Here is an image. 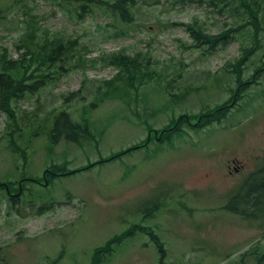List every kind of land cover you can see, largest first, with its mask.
Listing matches in <instances>:
<instances>
[{
	"label": "rangeland",
	"instance_id": "obj_1",
	"mask_svg": "<svg viewBox=\"0 0 264 264\" xmlns=\"http://www.w3.org/2000/svg\"><path fill=\"white\" fill-rule=\"evenodd\" d=\"M4 1L15 8L0 46L14 60L27 53L31 24L40 45L62 39L72 48L53 63L30 44L22 77L46 84L11 102L14 118L0 110V183L25 180L22 190L10 186L14 200L0 190V264H90L96 247L124 236L103 264H255L259 254L264 264V199L257 223L229 200L264 170V0L247 2L260 20L236 2L162 0L140 6L130 24L97 9L79 14L69 2ZM183 24L228 35L196 47ZM61 112L89 124L94 138L56 142ZM202 113H213L211 126H195ZM55 167L61 176L47 183L44 171Z\"/></svg>",
	"mask_w": 264,
	"mask_h": 264
},
{
	"label": "trees",
	"instance_id": "obj_2",
	"mask_svg": "<svg viewBox=\"0 0 264 264\" xmlns=\"http://www.w3.org/2000/svg\"><path fill=\"white\" fill-rule=\"evenodd\" d=\"M58 5H61L62 3L67 4L69 2V5H76L77 10L81 11L79 14H85L88 12H93L95 9L103 11L104 14H106L108 17L112 18L113 20L120 21L126 24H130L133 21L136 20V16L138 14V10L140 6H151L153 4H159L161 3L162 0H56ZM174 2L176 4H202V3H211V5H217L218 7L221 6V4H225V6H231L234 7V2L239 4L244 11H249V14L247 13L248 18L250 21L253 20H260L259 19V12H257L254 16L252 15V12H250V6L247 5V2L249 0H167ZM14 2H7L4 0H0V29L5 26V20L8 18V14L14 10ZM213 5V6H214ZM67 6V5H66ZM223 10V9H220ZM258 10V7L257 9ZM254 12V11H253ZM253 25L256 26V22L252 21ZM251 23V22H250ZM183 27L186 29L187 32L190 33L191 38L199 42L200 44L196 45V47H199L200 45H205V42H208L209 45L213 46L218 40L222 38H226L228 33L212 37L211 35L206 34L205 30L202 28L201 25H194V24H186L183 25ZM29 33H28V40L29 42H26L23 44L24 48H26L27 53L24 55V57L20 60H14L12 57L9 56L8 51L6 48L0 46V110L2 111H8L13 115V110L11 108V102L13 100H18L19 98H22L23 95L27 92H31L32 90L36 89L37 87L42 86L45 82L38 80L34 86H29L26 84L24 81L23 73L24 69L22 67H30L31 65H26L25 63L27 62V56L30 55L32 58H34V54H32V46L37 48L39 50L38 54L47 51V58L45 61H50V62H58L63 60L64 56H66V52L69 51V48H72L71 44L68 43L69 46L65 45L62 42V39H55L51 42V44H48V39L45 40L46 43L44 45H40L38 43V40H36V33H35V27L31 24L29 27ZM1 38V37H0ZM27 40V41H28ZM31 44V45H30ZM209 46V47H211ZM40 47V48H39ZM22 48V45L20 46ZM62 55V56H61ZM246 57V54H245ZM33 60V59H32ZM63 69V65L60 66V70ZM262 68H258L256 70V73L253 74V79L255 76H258ZM132 72V71H131ZM240 75V73H239ZM49 77H47L48 79ZM43 80V79H42ZM238 82L240 83L238 90L241 91V86H245V83H242L241 78L238 76ZM108 86H111L112 83H107ZM36 86V87H35ZM37 90V89H36ZM207 114V113H206ZM206 114H201L198 116L197 119V125L199 126L201 123L205 126H208V124L213 123L216 119H212V121H209V118L212 117L213 113L205 116ZM183 119H186V122H189L190 117H180L179 122L182 121ZM171 127L169 129L163 130L159 134H168L171 133L172 131ZM74 131V132H71ZM52 132L56 134L57 139L56 142H58L60 139H65L69 142L73 143H81L82 138H86L88 140H91L94 138V135L92 134L89 124H84V123H78L73 121L71 116L66 113V112H61L59 115L56 116L55 121H54V126L52 129ZM138 146H135L133 148H128L125 150H122L118 153L113 154V156L107 158V159H100L97 162L94 163H89L86 166L80 167L75 170H70L66 171L64 174L68 173H74L78 171H83L89 168H93V166H96L98 164L104 163V162H109L112 160H116L122 155L126 154L127 152H130L132 149H136ZM57 170H45L42 178H45L47 182L50 180H53L54 177L61 176L59 174V167ZM253 177H256V180L252 182V180H249L247 185H252L249 190L247 189L246 194L243 196L241 193L235 194L231 201H234L232 203L231 209L233 212L240 214L242 216H249V213L252 214L253 216V211H258L259 206L255 203V201L258 199V197L264 198V173L262 171L255 172L253 174ZM35 182H39L37 179H32ZM25 180H19L18 183L17 181L13 182L14 184H21L19 186V190H22L23 184ZM30 181V180H29ZM28 181V182H29ZM10 184L4 182L0 183V190H5L9 191L7 188L9 187ZM255 186V187H254ZM255 189V190H252ZM17 190V189H16ZM18 191V190H17ZM11 192V191H9ZM230 201V203H231ZM238 202H245L244 208L239 209L236 207ZM252 203V205H250ZM233 205V206H232ZM249 212V213H248ZM114 242V241H112ZM112 242H110L104 249L98 250L96 249L94 252V261L93 264H103V259H105L104 255L108 253L110 255V251L112 249ZM113 250V249H112ZM102 253V254H101ZM100 254L102 257H100ZM259 254V253H258ZM259 257V256H257ZM260 259V257H259ZM259 261V260H258Z\"/></svg>",
	"mask_w": 264,
	"mask_h": 264
}]
</instances>
